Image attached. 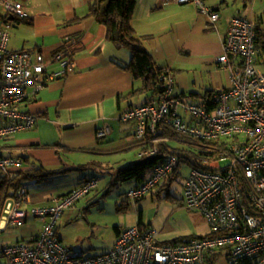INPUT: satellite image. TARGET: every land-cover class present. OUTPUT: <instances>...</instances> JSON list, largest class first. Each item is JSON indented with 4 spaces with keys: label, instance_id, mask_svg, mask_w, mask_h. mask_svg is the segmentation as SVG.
<instances>
[{
    "label": "built area",
    "instance_id": "2783aa9c",
    "mask_svg": "<svg viewBox=\"0 0 264 264\" xmlns=\"http://www.w3.org/2000/svg\"><path fill=\"white\" fill-rule=\"evenodd\" d=\"M179 5L191 4L208 18L212 29L218 12L204 0H161ZM5 16L28 17L20 2L0 0ZM9 23L0 27V140L30 131L36 118L25 112L26 102L44 89L48 82L72 74L75 64L72 47H64L46 57L42 53L10 51ZM256 25L248 11L228 21L216 62L228 68L230 87L213 92L209 105L192 104L173 97L174 75H161L165 90L158 101L124 110L121 120L134 122L136 143L143 140L145 128L155 135V126L163 124L174 132L207 143L221 142L213 161L192 168L183 184V202L187 210L202 215L209 234L175 243H161L158 232L138 225L119 231L113 247L97 256L69 251L60 242L56 223L73 208L98 181L90 178L64 195L54 206H33L25 186L10 190L0 214V233L7 228L38 220L41 231L25 243H0V264H210L224 257L228 264H264V69L256 63L258 54ZM57 63L58 70L48 71ZM185 117V118H184ZM108 127L96 131L101 140ZM154 143L156 140L153 141ZM158 155L156 145L142 149L140 158ZM178 159L167 155L156 163L142 184L132 187L128 199H142L166 180L177 168ZM23 168L17 157L0 156V172L10 177Z\"/></svg>",
    "mask_w": 264,
    "mask_h": 264
},
{
    "label": "crops",
    "instance_id": "0c3cea01",
    "mask_svg": "<svg viewBox=\"0 0 264 264\" xmlns=\"http://www.w3.org/2000/svg\"><path fill=\"white\" fill-rule=\"evenodd\" d=\"M11 1L20 2L28 17L5 19L0 3V27L9 23L8 50L48 57L61 50L67 40H76L70 55L74 72L48 82L23 106L35 116V127L0 141L2 156L26 159V170L52 172L45 179L26 183L28 202L24 208L54 206L78 180L96 177L89 170L79 171L84 172L83 177L70 183L68 172L78 171L79 166L90 164L112 177L122 169L115 167L114 160L122 162L118 166L141 160L134 125L120 118L129 106L144 103L150 95L142 92L141 82L123 69L130 52L105 39L104 27L92 14L95 0ZM204 1L219 14L215 29L193 5L174 1L136 0L131 22L156 64L174 75L173 96L192 104L207 101L203 98L207 93L230 87L228 68L216 62L229 19L248 11L253 19L264 13V0ZM56 70L57 63L49 65V72ZM102 127H108L109 133L97 140L95 133ZM161 140L171 147L177 142ZM31 220L38 221L31 218L27 222Z\"/></svg>",
    "mask_w": 264,
    "mask_h": 264
},
{
    "label": "rangeland",
    "instance_id": "374dc122",
    "mask_svg": "<svg viewBox=\"0 0 264 264\" xmlns=\"http://www.w3.org/2000/svg\"><path fill=\"white\" fill-rule=\"evenodd\" d=\"M172 146L185 147L177 142H173ZM132 155L138 160L134 153ZM113 163H117L115 165L117 168H125L131 164L130 162L125 166H118L122 163L118 160H114ZM190 169V166L182 163L177 175L166 182L167 185L164 182L168 178L137 201L127 197L134 182L117 180L115 176L111 177L99 169L87 171L96 175L99 185L56 223V232L61 244L69 251L84 256L101 255L113 247L116 230L121 231L135 225L149 227L158 232V241L161 243L208 235L209 227L206 219L184 206L182 186ZM83 174L84 172L72 170L67 176L71 178L70 183H74L83 177ZM77 176L78 178H75ZM139 219L141 224H138ZM40 228V223L34 220L20 227L7 228L0 233V242L9 245L28 242L33 236L38 235ZM210 264L228 263L222 257Z\"/></svg>",
    "mask_w": 264,
    "mask_h": 264
},
{
    "label": "trees",
    "instance_id": "16d2710c",
    "mask_svg": "<svg viewBox=\"0 0 264 264\" xmlns=\"http://www.w3.org/2000/svg\"><path fill=\"white\" fill-rule=\"evenodd\" d=\"M135 6H136V0H95L92 9V14L95 17L96 22L104 27L105 39L116 46H121L126 48L130 52L131 54L130 60L123 67V69L129 72L134 80H139L141 82L142 92L148 93L150 95L146 98L147 100L142 104H148L158 101V99L161 97V95L165 90V86L163 82L160 80V76L161 75L164 76L169 72L170 73L172 72L156 64L153 57L144 49L142 44V39L135 34L131 24ZM6 17L7 16H4L3 18L6 19ZM254 23L256 25V43L259 49L258 54L256 56V63L257 65L262 66L264 68V13L255 16ZM71 41H74L76 43V40L69 39L64 43V45L71 47L72 46L70 44ZM211 94L212 92L207 93L205 97H203L206 98L207 101L201 104L209 105L208 99L210 98ZM131 95H133V93ZM184 101L187 102V100ZM140 105L129 106L128 108L137 107ZM121 122L123 121L121 120ZM128 123H132L134 125V133H135L134 122H128ZM162 138H166L170 141H177L179 143H182L183 146L185 147L184 148L171 147L167 141H162L161 140ZM154 140H156L155 143L153 142ZM137 145L139 149L140 148L150 149L153 145H156L158 149V156L161 157L159 160L151 164L141 165V166H130L117 170L115 174L117 180L131 181L135 183L134 184L135 186L142 184L143 181L147 178L152 167L156 165V163L165 161V157L167 155L176 156V158L178 159V166L176 170L170 175V177H168V179L164 183L166 182L168 183V181H170L171 178H174L177 175L178 169L182 163L187 164L192 169V168H200V165L203 161L215 160L217 157L216 156L217 151L219 148H221L222 143L221 142L204 143L192 139L188 136L178 134L173 130H171L168 126H165L163 124H157L155 126V135L153 136L152 133L149 131V129L145 128L143 140L142 142L137 143ZM0 156L2 155L0 154ZM21 159L23 162L26 160L24 158ZM140 159L142 160L144 158H140ZM77 169L78 171H87L90 169L95 170L96 167L91 166L89 164V165L79 166ZM51 173L52 172H44L41 168L26 170L24 169V164L22 169L14 172L10 177L4 176L0 172V214H1L3 201L10 190H16L19 186H25V188L27 189L26 186L27 182L31 180L45 179V177L51 175ZM90 178H95L97 179V181L99 180L96 177H90ZM90 178L78 180L79 183L77 184L76 187L81 186L85 181H87ZM167 183L165 185H167ZM98 185H99V181L96 188H94L90 192L96 190ZM76 187H74L73 189H75ZM182 190H183V186H182ZM182 197H183V192H182ZM138 224H141L140 219ZM116 233H119V231L116 230ZM4 245H9V244H4Z\"/></svg>",
    "mask_w": 264,
    "mask_h": 264
},
{
    "label": "water",
    "instance_id": "95a60500",
    "mask_svg": "<svg viewBox=\"0 0 264 264\" xmlns=\"http://www.w3.org/2000/svg\"><path fill=\"white\" fill-rule=\"evenodd\" d=\"M160 157L161 156H158V155L147 157V158H144L142 160H139L138 162H135V163L131 164L130 166H141V165L151 164V163L156 162L157 160H159Z\"/></svg>",
    "mask_w": 264,
    "mask_h": 264
},
{
    "label": "bare ground",
    "instance_id": "6f19581e",
    "mask_svg": "<svg viewBox=\"0 0 264 264\" xmlns=\"http://www.w3.org/2000/svg\"><path fill=\"white\" fill-rule=\"evenodd\" d=\"M142 151V149L140 148V152ZM139 155H140V153H139Z\"/></svg>",
    "mask_w": 264,
    "mask_h": 264
}]
</instances>
